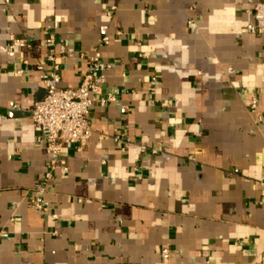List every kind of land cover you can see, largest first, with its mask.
<instances>
[{"label": "crops", "instance_id": "1", "mask_svg": "<svg viewBox=\"0 0 264 264\" xmlns=\"http://www.w3.org/2000/svg\"><path fill=\"white\" fill-rule=\"evenodd\" d=\"M262 2L0 0V264H264V46L246 31ZM104 25L116 102L50 169L36 67L77 88ZM11 37L31 48L9 57Z\"/></svg>", "mask_w": 264, "mask_h": 264}, {"label": "built area", "instance_id": "2", "mask_svg": "<svg viewBox=\"0 0 264 264\" xmlns=\"http://www.w3.org/2000/svg\"><path fill=\"white\" fill-rule=\"evenodd\" d=\"M116 10V6H110L106 11V17L112 18ZM251 17L252 23L246 26V31L261 39L264 46V2L257 3L251 8ZM98 34L99 42L95 52L91 56L80 55L86 61V70L77 88L60 89L58 87L60 78L57 74V67L48 73L44 71V63H39L36 67L40 72V83L45 91V96L32 106L28 115L41 135L38 141L45 144L47 152L53 157L50 169H53L55 159H58L64 146H73L77 153H82L87 148L92 133L91 125L87 119L90 110L94 107L105 108L116 102L113 94L104 92L106 74L112 66L102 59L100 50L108 46L110 42L108 27L106 25L99 27ZM121 34L118 32L117 36H121ZM46 46L58 48L61 54L74 53L73 50H66L62 46L55 47L53 40L47 41ZM22 48L29 49L31 46L26 40L11 37L7 54L9 57H13L15 50ZM47 60L53 61L54 57L49 55ZM21 73L20 70L15 72L18 76ZM156 85L157 81L152 77L150 80L151 94H154ZM251 106L252 108L256 106V100H253ZM9 108L19 110L14 104H9ZM127 112V107L120 108V114L124 115ZM115 141H121V137H115ZM66 172V169L62 170L63 174ZM49 178L50 172L46 174V180ZM31 205L38 211H47V204L40 198L33 200ZM161 256L164 259L167 258L168 250L163 249Z\"/></svg>", "mask_w": 264, "mask_h": 264}]
</instances>
